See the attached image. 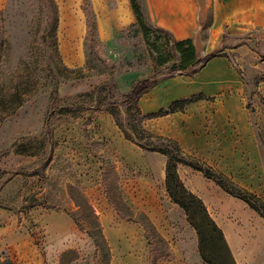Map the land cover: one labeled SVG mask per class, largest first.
<instances>
[{
	"label": "rangeland",
	"instance_id": "374dc122",
	"mask_svg": "<svg viewBox=\"0 0 264 264\" xmlns=\"http://www.w3.org/2000/svg\"><path fill=\"white\" fill-rule=\"evenodd\" d=\"M54 1L55 48L46 38L53 26L47 0H6L0 7V116L6 103L17 102L10 99L11 87H20L21 97L38 91L0 123V153L14 141L28 138L24 140L27 154L0 159V208L16 218L24 233L29 232L28 244L19 241L17 252L29 253V264L61 260L64 264H206L195 231L165 191L166 157L148 151L162 143L137 138L128 113L146 116L174 101L203 96L205 100L179 112L144 120L141 128L177 142L185 154L264 203V28L242 33L225 28L213 47L208 30L211 11L202 12L199 1L198 26L191 37L196 57L217 50L220 56L192 76H170L165 69L176 62L170 52L175 40L146 13L152 30L148 43L135 24L102 39L96 21L87 37L76 31V20L63 19L78 12L77 0ZM82 4L91 7L89 0ZM106 29L110 30L108 25ZM70 45L80 55V65L67 62L62 48L70 56ZM156 48L167 61L158 68L157 85L130 110L118 105L131 83L151 76ZM64 68L80 70L83 77L75 79ZM110 81L113 86L106 91L81 96ZM54 87L59 99L68 98L54 107L67 110L53 117L52 138L47 141L43 124ZM110 104L118 109L130 140L108 113ZM177 172L184 187L203 202L229 250L228 255L209 239L207 259L215 264H264V219L191 168L180 165ZM76 203L82 204L76 214L82 231L68 216L77 211ZM237 209L251 223H258L261 237L258 242L253 239L256 244H251L249 257L243 253L247 243L234 246L227 234L229 227H242L234 217ZM95 226L105 241L97 255L90 237L97 235ZM193 239L196 263L187 254ZM65 251L70 252L63 255Z\"/></svg>",
	"mask_w": 264,
	"mask_h": 264
},
{
	"label": "trees",
	"instance_id": "16d2710c",
	"mask_svg": "<svg viewBox=\"0 0 264 264\" xmlns=\"http://www.w3.org/2000/svg\"><path fill=\"white\" fill-rule=\"evenodd\" d=\"M48 8L51 10L52 13V30L47 35V39L50 42V46L52 48L56 47V28L58 22V8L54 0H47ZM131 10L135 17V25L141 31L143 37L145 38V42L148 43V35L151 32V27L147 25V16L141 6L138 4L136 0H130ZM83 12L85 16V25H86V35L87 37L94 31L95 29V20L94 16L91 13L90 9H86L83 5ZM149 22V21H148ZM156 31L164 33V31L160 29H155ZM3 31H2V20L0 18V39H2ZM157 51V57L154 59V69L151 76L147 78H143L140 80L134 81L129 91L120 96L119 104L120 106L126 107L128 110L135 107L138 101L150 92L158 83L156 79V73L158 72V68H162L166 64V60L164 59V55L160 53L159 49H155ZM170 52L172 58L176 59L175 63H172L169 68H166L168 75H184V76H192L199 72L207 62L210 60L217 58L220 56V51H214L201 59L196 57L195 48L192 44L191 39H185L182 41H174L170 46ZM66 74H73V78H82L83 74L80 70H69L64 68L63 70ZM64 79H69V75H64ZM113 86L112 81L109 83H104L100 86H97L92 92L85 93L81 96L91 97L101 92L107 90L108 87ZM20 91V87L13 86L11 87V94L10 99L17 100V102L11 105L10 102L6 103L3 108L4 111L2 116H0V123L6 119L7 117L12 116L15 111L27 100L35 96L38 91H34L26 97H21L18 94ZM9 100V98H7ZM205 100V98L201 95L191 96L189 98L180 99L177 101L172 102L166 109H160L156 113L149 114L146 116H140L139 113L135 111V113H128L129 124L132 130V133L138 138H154L159 140L162 145L160 148H152L148 149L150 152H156L164 157H166L165 162V177H164V186L165 191L170 198L171 202L177 205L183 212L188 224L192 227L195 231L197 236V248L199 254L206 264H215L212 261L208 260L205 256V250L207 249V245L209 243V239H214L215 243L220 246V250L225 251L229 255V250L225 243L223 234L221 230L216 226L213 220L208 215V212L203 204V202L195 196L193 193L188 191L181 179L179 178L177 168L178 166H187L191 168L193 171L202 174V176L206 179L213 181L222 191L226 194L244 202L250 209L256 212L261 218L264 219V203L256 197L254 194L249 193L243 189H240L235 184H233L227 177L224 175L216 172L211 167L207 166L206 164L202 163L201 161L185 154L177 142L168 139L162 138L159 136L152 135L141 128L142 122L144 120L150 119H158L162 117H166L168 115L174 114L183 110L185 107L196 103L198 101ZM68 98L59 99L57 96V89L56 87L52 88L51 90V100H50V108L49 112L47 113L44 124H43V135L45 140H50L52 138V129L51 123L52 119L57 115H61L66 108L61 107H54L55 102H66ZM1 103V101H0ZM67 110V109H66ZM108 113L114 119L116 126L123 132L124 138L126 140H130L131 136L125 131L121 121L118 109L114 104H110L107 107ZM28 138H21L14 141L8 148L0 153V159L4 158L10 154L15 155H25L27 154L26 144L24 140ZM144 150L146 148L142 147ZM77 211L69 213L68 216L72 219V221L77 225L79 230H83L82 225H80L79 221L76 218V214L81 212L82 204L76 203ZM117 210V209H116ZM117 214L124 219L117 210ZM97 228V235L91 234L90 237L94 243L95 251L94 255H97L100 252L101 246H105V241L101 234L100 228ZM145 237H147V233L145 232ZM70 251H65L63 253L67 254ZM105 258H108V250L106 248L105 251ZM0 264H13L10 260H1ZM60 264H64L61 260Z\"/></svg>",
	"mask_w": 264,
	"mask_h": 264
},
{
	"label": "crops",
	"instance_id": "0c3cea01",
	"mask_svg": "<svg viewBox=\"0 0 264 264\" xmlns=\"http://www.w3.org/2000/svg\"><path fill=\"white\" fill-rule=\"evenodd\" d=\"M149 20L157 27L169 31L175 41L191 39L199 21V1L202 12L211 11V25L209 34L211 44L214 47L219 44L223 30L226 28L232 33H242L256 27L264 28V0H136ZM6 0H0V7ZM80 7L74 15L68 13L63 19L76 20L73 25L77 26L79 35H86L85 16L82 10V0H77ZM90 11L97 24V30L102 39H106L115 30L135 24V17L131 10L130 0H89ZM202 26L205 25L203 15L201 16ZM106 25L110 30L106 29ZM64 28V24H63ZM73 45H70L69 56L63 50L67 62H75L80 65L81 57L75 52ZM214 52V51H213ZM132 84V83H131ZM131 86V85H130ZM129 86V88H130ZM128 88V91H129ZM127 91V92H128ZM126 92V93H127ZM125 93V94H126ZM234 217L242 225L227 229V234L235 245L247 243L248 248L243 252L246 257L250 256L253 239L244 238L248 230L258 231L257 224L251 223L248 216L241 210H235ZM16 218L9 212L0 208V259L10 260L13 264H29V253L17 252V243L29 239V232L22 229L16 223ZM22 239V240H21ZM260 239H257L258 242ZM252 244V245H251ZM195 240L191 241L187 254L193 263L197 259L194 254ZM17 252V253H16ZM31 261V260H30Z\"/></svg>",
	"mask_w": 264,
	"mask_h": 264
},
{
	"label": "bare ground",
	"instance_id": "6f19581e",
	"mask_svg": "<svg viewBox=\"0 0 264 264\" xmlns=\"http://www.w3.org/2000/svg\"><path fill=\"white\" fill-rule=\"evenodd\" d=\"M243 236L246 239H254V238L260 239L261 237L260 232L259 231L256 232L253 229L248 230Z\"/></svg>",
	"mask_w": 264,
	"mask_h": 264
}]
</instances>
